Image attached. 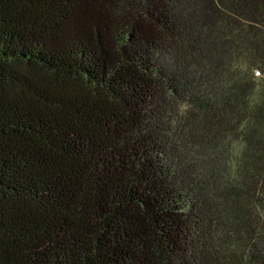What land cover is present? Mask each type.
I'll return each mask as SVG.
<instances>
[{
  "label": "trees",
  "instance_id": "trees-1",
  "mask_svg": "<svg viewBox=\"0 0 264 264\" xmlns=\"http://www.w3.org/2000/svg\"><path fill=\"white\" fill-rule=\"evenodd\" d=\"M0 264H264V0H0Z\"/></svg>",
  "mask_w": 264,
  "mask_h": 264
}]
</instances>
